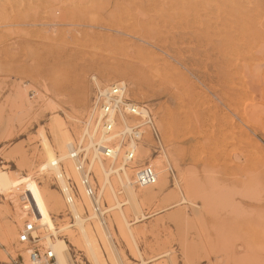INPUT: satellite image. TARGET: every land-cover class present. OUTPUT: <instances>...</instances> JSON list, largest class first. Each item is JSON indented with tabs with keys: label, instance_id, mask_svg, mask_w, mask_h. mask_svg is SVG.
Instances as JSON below:
<instances>
[{
	"label": "rangeland",
	"instance_id": "374dc122",
	"mask_svg": "<svg viewBox=\"0 0 264 264\" xmlns=\"http://www.w3.org/2000/svg\"><path fill=\"white\" fill-rule=\"evenodd\" d=\"M104 71L125 84V98L146 106L159 134L156 143L145 128L139 144L148 153L135 164H147L159 179L137 185L131 177L143 216L134 219L122 197L145 264H238L239 256L240 264H264V242L242 256L241 233L228 227L231 196L216 180L219 168L237 164L259 170L264 187V0H0V168L23 180L15 189L27 187L24 177L32 174L64 202L53 174L46 182L37 172L40 131L52 142L49 128L59 118L76 145L74 128L83 127L86 113L52 107L83 82L92 110L93 76ZM128 77L138 79L140 96L130 94ZM176 181L190 183L192 203L172 206L180 198ZM13 189L0 190V264L28 261L17 239L25 219L51 220L56 230L71 222L67 207L46 216L33 200L9 196ZM112 218L106 212L118 241ZM10 223L11 249L2 237ZM63 233L56 236L66 240ZM118 243L124 263L139 264L132 244ZM68 251L86 259L69 243Z\"/></svg>",
	"mask_w": 264,
	"mask_h": 264
},
{
	"label": "bare ground",
	"instance_id": "6f19581e",
	"mask_svg": "<svg viewBox=\"0 0 264 264\" xmlns=\"http://www.w3.org/2000/svg\"><path fill=\"white\" fill-rule=\"evenodd\" d=\"M117 34L115 37H117ZM145 37L142 36L141 38ZM147 40L149 39L147 38ZM112 71L100 73L99 79L93 76L96 94L92 102V110L87 111V108H85L86 98L88 97L86 84L83 82L76 90L74 88L72 90L65 89L57 102L58 105L55 104L56 106L52 107L54 110L64 111V107L68 106L77 116H82L83 111L86 113V120L83 127H80L81 129L78 130L73 127V123L77 122L72 123L74 134L78 136L76 145L72 142V134L68 133L65 123L59 118H55L49 128L53 135L52 142L47 140L42 130L40 131L42 146L41 151L38 153L40 157H37L41 161L37 172L46 177V182L53 174L58 188L63 194L64 202L56 192L49 191L46 186L39 188L31 179L32 174L24 177L29 180L27 187L15 189L18 183L23 180L18 182L8 171L0 168V190L14 188L9 192V196L18 201L33 200L34 203L36 202L38 209L46 216H48L49 211L63 212L64 215V210L67 207L71 222H63L57 227L58 230L51 224V220L36 224L34 219H28L35 222V226L44 233L42 237L47 238L49 249L55 255L57 264H108V260L110 264H125L124 253L119 248L118 241L125 243L127 246L132 244L134 252L137 251V256L140 258L139 264H145V260L140 255V251L134 242V231L130 227L131 224L123 208L124 199L122 197L127 198L135 215L134 219L138 220L143 216L140 214V203L137 199L139 195L133 189L131 177L137 174L138 166H135V164L138 165L137 163L141 158L147 155L148 149L141 143L139 144V141L136 144L132 142L127 151L135 153V157L133 160L127 161L128 154L126 152L120 151L119 147L111 149L112 145L109 144L112 140L119 141L118 135L123 134L125 131L118 130L117 127L113 132L106 134L100 129V112H98L96 98L106 93L108 90L107 83H115L116 73L114 74V71ZM128 78L130 80V94L140 96V88L137 87L139 85L136 82L138 79ZM118 82V84L121 85L122 83L124 85L125 95V84L122 81ZM262 93L264 92L262 91L260 94ZM139 111L144 114L148 112L145 108H140ZM120 118L127 125L126 120L123 117ZM73 120H76V118ZM159 120L161 124V118ZM106 149H110V157L104 155ZM72 153L79 154L80 158H72ZM85 157L88 158L87 161ZM102 158L109 162L103 161ZM79 165L84 166L87 172H93L96 187L93 184L92 174L88 175L87 178L89 186L94 190V196L88 197L85 193L84 185L81 182L83 174L81 171L79 172L77 167ZM258 171L247 170L244 166L242 168L236 164L233 168H219L218 172L221 175L218 178L219 180L216 178L219 183L221 182V186L219 185L218 188L223 187V192L231 196V205L227 214L230 221L228 227L234 226L241 233L238 238L244 244L243 257L249 252L251 246L264 242V187L259 181V176L262 173L259 174ZM158 174L156 173V178L159 179ZM215 183H212L213 186ZM183 186L176 181V189L180 198L171 201L172 206L183 202L192 203L191 199L187 197L189 193L186 194V191L190 192V183L184 181ZM215 189L220 192V189ZM235 196L238 198L236 202H234ZM106 212H110L113 216V230L118 241L115 240L112 228L106 220ZM92 218H96V221H91ZM228 220L225 222H228ZM59 231L64 232L63 235L66 236V240L56 236ZM15 235V225L12 223L7 224L2 231V237L7 244H10V249L12 248L10 242L14 240ZM48 236L50 237L48 238ZM68 243L74 246L80 252V255L83 254L86 259L84 261H82L83 259L73 260L68 251ZM21 245L25 246L26 250L27 246L25 244ZM241 261L243 260L240 256L236 258V263L240 264ZM25 264H28V261Z\"/></svg>",
	"mask_w": 264,
	"mask_h": 264
},
{
	"label": "built area",
	"instance_id": "2783aa9c",
	"mask_svg": "<svg viewBox=\"0 0 264 264\" xmlns=\"http://www.w3.org/2000/svg\"><path fill=\"white\" fill-rule=\"evenodd\" d=\"M118 83L119 82H115L111 84L108 86V90L105 94L97 96L96 105L99 108L98 112H100L99 120L102 132L107 134L113 132L117 127L118 130L125 131L123 134L118 135L119 141L116 142L112 140L109 144L112 145L111 149L119 147L120 151L126 152V154H128L127 161H130L135 157V153L131 151L128 152L127 150L132 142L136 144L141 140L146 127L151 131L153 140L156 143L159 142V134L152 122L149 112L144 114L139 111L140 108H145L148 111L146 106L125 98L124 85L121 82V85ZM120 117L126 120L127 125L123 123ZM110 153V149H106L104 155L110 157ZM76 157L80 158V155H72V158L76 159ZM77 167L79 172L81 171L83 174L81 182L84 185L86 195L88 197L94 196V190L89 186L87 178L91 173L87 172L84 166L82 167L79 165ZM155 180L156 177L152 168L144 164L137 170L134 183L137 185H151L155 183ZM35 225V222L32 220L25 219L18 236V242L20 244H26L27 246L25 252L28 264H57L55 255L49 249L47 238L42 237L44 233ZM49 237L50 236H48V238ZM21 264L25 263L22 262Z\"/></svg>",
	"mask_w": 264,
	"mask_h": 264
}]
</instances>
